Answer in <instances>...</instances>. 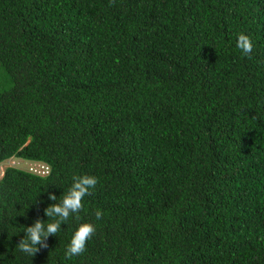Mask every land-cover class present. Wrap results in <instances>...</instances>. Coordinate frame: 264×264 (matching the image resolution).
<instances>
[{
    "label": "trees",
    "instance_id": "1",
    "mask_svg": "<svg viewBox=\"0 0 264 264\" xmlns=\"http://www.w3.org/2000/svg\"><path fill=\"white\" fill-rule=\"evenodd\" d=\"M10 159L50 173L5 170L0 264H264V0H0ZM77 175L98 179L80 218L21 252Z\"/></svg>",
    "mask_w": 264,
    "mask_h": 264
},
{
    "label": "clouds",
    "instance_id": "2",
    "mask_svg": "<svg viewBox=\"0 0 264 264\" xmlns=\"http://www.w3.org/2000/svg\"><path fill=\"white\" fill-rule=\"evenodd\" d=\"M236 46L245 56H249L250 58L253 43L248 35L243 33L239 34ZM24 162L32 165L31 169H25L24 171L35 176L46 177L50 173L49 167L45 164H37L33 163V161ZM72 180L73 183L71 187L67 190L66 194L60 198V202L53 203L44 209V215L49 219L47 221L37 219L31 226H27L23 229L25 235L16 245L21 252L33 257L41 247H48L46 239L60 232L61 223H67L69 218L73 216L77 219L80 218L79 213L84 207V197L90 194L91 189L95 188L98 179L91 175H77L73 176ZM48 199L56 201L57 196L48 193ZM102 215L99 209L96 210L95 217L97 220H100ZM95 232L96 226L93 223H80L65 250L66 258L71 259L74 256L81 255L86 249L87 242L92 238Z\"/></svg>",
    "mask_w": 264,
    "mask_h": 264
},
{
    "label": "rangeland",
    "instance_id": "3",
    "mask_svg": "<svg viewBox=\"0 0 264 264\" xmlns=\"http://www.w3.org/2000/svg\"><path fill=\"white\" fill-rule=\"evenodd\" d=\"M31 166L32 165L30 163H27V162H24V161H21L18 159L7 160V161L0 164V180L4 176L5 170L9 167L27 170V169H31Z\"/></svg>",
    "mask_w": 264,
    "mask_h": 264
}]
</instances>
